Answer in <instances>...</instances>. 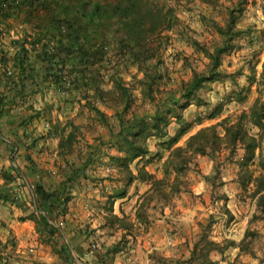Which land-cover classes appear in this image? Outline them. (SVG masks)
<instances>
[{"label":"trees","instance_id":"obj_1","mask_svg":"<svg viewBox=\"0 0 264 264\" xmlns=\"http://www.w3.org/2000/svg\"><path fill=\"white\" fill-rule=\"evenodd\" d=\"M161 2L162 0H0V120L11 119L7 123L14 136L27 139L26 143L32 138L29 132L31 124L42 118L47 120L48 130L32 140L27 149L37 147L40 140H58L57 155L61 162L57 166L63 177L61 186L53 191L48 190L43 180H40L35 187V195L38 210L43 209L45 213H40L39 217L35 214L29 215L38 221V229L43 235H48V240L52 241L60 232L59 227L52 222L57 219L54 214L59 216V213L66 211V205L71 200L68 188L82 174L86 176L88 167L96 162L97 149H92L91 156L86 158L77 147L82 131L80 125L73 118L64 121L57 114L54 117V112H61L62 108L55 107V102L46 100L44 110H38L30 100L27 104V98L41 93L44 96L52 85L64 93L76 91L79 96L84 94L82 96L86 99L85 106L94 113L97 120L111 129L112 142L118 148L119 153L111 157V162L120 171L118 182L125 185L110 197L105 225L115 231L121 229L125 235L111 246L102 241H94L90 251H93L95 257L89 262L95 264H109L113 256L131 249V240L140 235L143 229L148 230L153 223L156 217L154 204H172L179 194L188 189L186 186L189 183L183 175L201 156H209L214 160L217 175L214 178L207 176L206 180H213L212 184L216 185V182L221 183L218 154L227 152V159L231 160L238 156L240 149L244 150L243 159L237 161V182L243 191L240 196L244 201L252 199L251 202L256 203L250 223L264 220V100L261 96L248 110L200 128L188 136L185 145L177 146L195 124L204 123L202 119L197 123L188 121L185 111L192 105H207L208 101L201 94V90L228 76L221 69L223 57L237 48L238 40L244 38L250 29L239 25L240 17L250 2L237 0L226 8L227 11L221 12L217 9L220 0H204L205 4L213 7L215 13H220L225 19L221 24L215 17L203 18L205 23H211L215 27L221 39H217L213 46L198 39L193 40L196 50L209 60L207 69H194L192 77L183 81L179 90H171L169 96L162 95L164 93L160 87H156L157 82L163 78L159 74L162 63L152 67L146 65L159 55L161 48L171 39L170 36L164 37L162 32L170 31L181 21L175 6ZM11 20L26 26L25 33L6 43L4 37L10 35ZM108 46L112 48V53L106 50ZM11 47L15 50L14 54L10 51ZM107 64H113L118 69L132 64L138 66L144 76L140 79L135 74L134 77L139 78L138 84L143 86L142 94L156 104V111L151 116H141L135 110L131 112L136 102V87L135 84L128 86L120 75L113 77V89L106 90L102 87L105 79L102 77V70ZM250 80V85L233 93L228 100L245 102L255 83L258 89L264 87V61L260 77L258 78L254 68ZM176 94H179V98L175 99ZM160 95L162 96L159 97ZM98 102L116 106L115 120L120 127L118 132L115 131V120H111ZM225 105L224 102L217 105L209 119L222 116ZM23 108L26 109L24 112ZM172 120L178 124V129L169 140L160 143V146L170 151L164 164L165 177L157 178L148 171L146 165H140V162L136 165V173L132 164L138 159L144 160L150 156L148 142L151 138L165 139L170 135ZM1 128L0 125V145L4 141ZM253 128L257 129V133L252 131ZM13 144L11 145L15 150L19 145L16 141ZM29 161L32 166L35 165L31 155ZM256 171H260V174L256 175ZM172 175L173 181L169 178ZM4 179V184L0 185V203L12 200L8 190L16 177L5 171ZM137 179L151 182V188L141 196L137 219L133 221L129 216L120 217L114 214V202L126 197L130 185ZM225 198L226 201L229 199L227 195ZM226 212L233 220V213L227 208ZM212 225L213 220L208 225L202 224V231L194 241L190 259L167 258L156 252L151 257L158 264H217L218 261L214 259L216 253L224 254L227 245L211 239ZM257 237L258 231L249 227L238 244L240 252L254 254L253 245ZM63 240L65 237L60 236L54 241L56 246L59 245L58 253L61 254L64 264H76L71 244ZM232 244L235 243L231 242L230 245Z\"/></svg>","mask_w":264,"mask_h":264},{"label":"rangeland","instance_id":"obj_2","mask_svg":"<svg viewBox=\"0 0 264 264\" xmlns=\"http://www.w3.org/2000/svg\"><path fill=\"white\" fill-rule=\"evenodd\" d=\"M94 1L114 2L115 0ZM236 1L237 0H220V4L218 5L217 9L221 12L227 11L226 8L232 6ZM255 1L256 0H254V2ZM260 1H263L262 5L264 6V0ZM161 3H167L168 6H175L176 14L178 15L181 21L178 26L171 29L170 31L165 30L162 32V35H164V37L165 35L170 36L171 39L165 47L161 48V50L159 51V55L149 61L146 65H150L152 67L159 62L162 63L160 64L159 74L161 73L163 75V78L162 80H159L157 82L156 87H160L159 89L164 93L162 95L167 96L171 90H179L181 88V83L183 81H188L192 77L194 69H198L199 71H204L207 69L209 60L205 57L203 53L196 50L195 46L192 43L193 40L198 39L203 43L212 44L213 46L217 43V39H221L220 35L215 30V27H213L211 23H205L203 18L207 16L215 17L221 24L225 22V19L220 13H215L213 7L209 6L208 4H205L204 0H162ZM252 7L257 8L254 5H252ZM247 10L248 8L244 12V14L247 12ZM251 11L254 12H251L248 18H252L251 21L253 23H255L256 21H261L262 24H260L261 22L256 24L257 26H261L258 28H255V26L250 27L247 35L244 36L249 37L246 46H244V43H241L245 39L242 38L238 40L237 48L233 49L231 53L224 55L221 69L222 71H225L224 73L227 72L228 76L219 79L215 82H212L211 84H208L201 90V94L208 101L207 105H204L202 107L192 105L188 110L185 111V115L188 121H193L194 123H197L199 119H202L204 123L202 125L195 124V127L192 129V131L187 136H185L177 144V146L185 145L190 134L197 132L200 128L204 126L216 124L217 122L221 121L223 117H225L223 115H226L228 112H230L229 115H238L239 112L243 110H248L256 101L257 98L255 99V101H253V103L250 104L247 103V100L245 102L228 100V97L237 91L239 92L242 87H244L243 85L246 86L248 83H250L252 70L255 68L257 72L259 71L260 65L262 63V58L264 57V20H262V18L260 17L264 14L262 12V14L259 15L255 9ZM244 18L245 16L240 17L239 25H241V23L244 21ZM106 50L111 52L112 48L108 46ZM102 71V77H105L104 82H102V87L106 90H111L114 88L113 77L115 78L118 75H120V77L124 79L128 86L135 84L136 88L134 90V94L136 102L131 112L135 110L138 111L139 115L141 116H151L156 111V104L152 103L149 97H145L142 94L143 86L139 85L138 83L139 78L141 79L144 74L139 71L137 65L132 64L131 66H122L118 69L114 67L113 64H107L105 65V69ZM135 74L139 77L138 79L134 77ZM252 90L254 93L250 92L249 95L252 96L253 94L257 93L258 97L261 96L264 100V87H262L260 90L256 86ZM68 93L69 94H67V96L65 95L66 93H53L49 97V100L55 103H59V106L62 103L61 100H63L65 104L71 102L70 108L63 107L61 108V110L66 111V115L68 116H72L73 114L78 113L76 118L72 116V118L75 120V123L77 125H80L82 130L77 144L78 149L83 152L86 158L88 156H91V152H93L92 149H97L96 161H98L99 163H103L104 169L107 166L114 168L115 164L111 162V157L113 155H118L119 152L118 148L112 142L113 135L111 129L106 124L97 120L93 116L94 113H91L87 106H85L86 99L84 98V96H82L84 94L79 96L77 94H73L72 92ZM162 95H160L159 97H161ZM55 96L56 98L53 99V97ZM176 98H179V94L175 95V99ZM223 102L226 103V105L222 116L213 120L209 119V115L212 113L214 108ZM98 105L109 115V117H111L112 121L115 120V105H112L111 103L101 102H98ZM65 120L66 119L64 118V121ZM115 123L117 125L115 127V131L118 132L120 130V127L116 120ZM177 129L178 124L175 122V120H172V124L169 129L170 135L165 139L151 138L148 142L151 148L150 156L145 158L144 160H136L132 164V167L136 169L137 163L140 162V165H146V167L149 168L151 171H156V173L154 172L153 174L157 178L165 177L164 164L165 161L169 158L170 151H167L165 148L160 146V143L169 140L170 137L175 134ZM252 131L254 133H257L256 128H253ZM5 132H8V130H5ZM243 156V149H240L238 152V156L235 159L231 160L227 159V152L219 153L217 161H219L221 169L220 181L224 184L222 185L220 182H216V185H213V180L209 182H207L206 180L205 185H207V187L204 193L200 196H195V194H192L193 192L190 188H192V185L194 183V180H192L191 176L193 174L198 175L201 173V169L199 168L201 163L196 161L194 164H192L191 168L183 175L185 176V180L189 183L186 186L188 187V189H185L184 191V207L180 208V210L182 211L174 210L173 212H169L170 215H173L179 218L180 220L182 219V222H179L178 224H175L172 221L168 222L170 225H173V227L177 225V227L181 231V234L185 233V231H193V226L191 225L193 222L196 227L198 224V230L201 232L202 224L208 225L213 220L212 229L210 231L211 239H213L217 243H220L221 245H227V249L225 250L224 254L216 253L214 259L218 261L217 264L220 262L221 264H264V220L252 224L250 223L252 215L255 212L257 206L255 202V204L253 205V202H251L252 199H247L246 201L242 200L240 194H243V191L241 190V187L237 182V172L239 170L237 161L239 159H243ZM101 158H104V161ZM105 160L109 164H107ZM93 165L95 166V162L92 163L89 167ZM258 174H260V171H256V175ZM216 175L217 174L214 163V173L211 174V177L214 178L216 177ZM169 178L171 181H173L174 175ZM108 179L110 182L114 181V178L112 176H110ZM201 180L204 181L203 178ZM251 188L254 189V186L251 185ZM228 194L232 196V198L229 197ZM245 194L246 192L244 193V195ZM225 195H227L228 198L232 200L229 206V199L226 201ZM109 200L110 198L108 199L107 204H109ZM164 207L165 206L162 203L154 204L156 218L161 213ZM226 208L233 213V220H231L230 217L227 215ZM166 210L171 211L172 208L169 205H166L163 212ZM183 218L187 219L186 222H183ZM249 227H251V229L253 230L258 231V237L256 238L253 245V248L255 250L254 254L251 252L241 253L239 252L240 248L237 249L238 244L243 239L242 237L244 236L243 234L245 230ZM94 231L95 229L90 230V227H87L86 234H88L89 236H93V242H96L99 239L94 238ZM139 231H141V229ZM144 231L145 230L143 229L141 233L143 234ZM116 232L118 234V238H124L125 232L123 230L120 229ZM118 238L116 239V241L112 242L110 246L116 242H119ZM195 239L196 236L192 238L193 244L188 245V248L189 246H194ZM147 240L154 246L155 242L152 240V238H147ZM46 242L49 244L52 243V241L48 239ZM231 242H234L235 244L230 245ZM131 245L132 243L130 242L129 246ZM159 245L163 246L162 251L165 254L167 253V250H172L170 248H172L173 246L171 245L170 247H167V244H164L162 242ZM82 248L87 249V245ZM190 249L192 250V248ZM173 251L174 249L170 252L173 253ZM156 253H159V255L164 256L160 252V250ZM180 253L181 252H177V255L172 257H179L183 259L185 258L186 260H188L192 255L189 254V251L179 256ZM152 255L153 253L150 255V257ZM60 258H62V256ZM135 259H137V257ZM79 260H81L80 257ZM151 261V263L155 262L156 264H158L152 257ZM118 262H120V264H133L134 260L132 259V257L130 258L129 255H125L123 257V254L120 256L116 254L115 256H113V258L110 259L109 264H118ZM194 263L200 264L199 262Z\"/></svg>","mask_w":264,"mask_h":264},{"label":"crops","instance_id":"obj_3","mask_svg":"<svg viewBox=\"0 0 264 264\" xmlns=\"http://www.w3.org/2000/svg\"><path fill=\"white\" fill-rule=\"evenodd\" d=\"M253 3L254 0H252V2L250 0V4L247 7L248 10L245 14H243V16H245L244 21L241 23L243 28L254 26L255 28H258L261 26L256 25L261 21H256L253 23L251 21L252 18L250 19L248 17L250 16L251 12H254L251 11L254 9L259 15L262 14V12L264 14V6L262 5L263 1L256 0V4ZM252 5L256 6L257 8L252 7ZM260 17L262 20H264V15ZM260 24H262V22ZM24 28H26V26L21 25L20 22L11 20V27H9L10 35L4 37L6 43H9L10 39L18 38L22 33H25ZM244 38L246 41L243 40L244 42L242 41L241 43H244V46H246L249 37L247 36ZM10 51H12V54L15 53V50L12 47ZM263 61L264 57L262 58V63ZM262 63L260 65L259 71L257 72L258 78L260 77L262 71ZM248 85H250V83H248L246 86ZM256 86L257 84H254L252 89H254ZM57 91L58 90H56V87L52 85L50 90L46 91L44 96L41 93L34 97H28L27 104L30 100L31 104L34 105L35 108L38 110H44L46 105L45 101L49 100L51 94H58V92L65 94L64 92ZM252 92L253 90L251 93ZM72 93L77 94L76 91H73ZM67 94L69 93L66 92L65 95L67 96ZM43 97H45V100ZM55 98L56 96L53 97V99ZM256 98H258L257 93L253 94L252 96L249 95L247 103H253ZM61 101L62 103L60 106H62V108L71 107V102L65 104L63 100ZM55 107H59V103H56ZM25 110L26 109L23 108L22 112ZM58 111L59 110L54 112V117H56L57 114L61 117V119L72 118V116L76 118L78 115V113H76L72 116H68L66 115V111ZM229 114L230 112L223 116L226 117L229 116ZM9 120L11 119L4 118L3 120H0V125L2 126L1 130L4 138V141L0 145V185H3L5 182V171L11 172L16 177V180L12 185L9 186L10 189L8 190L12 200L6 202L2 201V203H0V264H64L63 259L60 258L61 254L57 251L59 250V245L56 246L54 243V241L60 238V236L65 237V240L63 241H68L71 244L72 253L76 259V264H95V262H89V260H93L95 255H93V251H90V247L94 246L92 245L93 236L86 234L87 227H90V230L95 229L94 238H98L100 241L105 242L107 246H110V244L116 241L118 238L117 232L107 227L105 225V221L108 215V199L113 194H115L117 190L123 188L125 185L123 182H118V178L120 177L119 169L114 166L110 173L105 172L103 163L96 161L95 166L93 165L94 167H88L86 176H83L84 174H82L80 179L71 184V187L68 188V194L71 196V200L66 205V211L59 213V216L54 214V218L57 217V219L52 220V222L59 227L60 232L56 234L55 238L52 240V243L49 244L46 242L48 235H43V233H41V231L38 229V221L30 218L29 215L35 214L37 217H39L40 213H45L43 209L38 210L36 200L37 197L35 195V187L40 180H43V183L48 190L53 191L61 186L63 177L59 173V168L57 166L58 163L61 162L57 155L58 140L48 139L47 142L40 140L38 141L37 147L33 148V146L32 148L27 149L32 140L34 141L35 138L41 136V133H45L48 130L49 123L45 118H42V120L39 122L36 121L34 124H31L29 132H31L32 138H29V142L26 143L27 139L17 138L14 136L10 129V125L7 123ZM5 130H8V132H5ZM13 141H16L19 145L18 147H15V150L12 146L14 145ZM24 142L26 144H24ZM29 155H31L35 161L34 166H32L29 161ZM101 159L104 161V158ZM56 161L58 162L56 163ZM198 162L201 163L199 167L201 169V173L198 175L193 174L191 176L192 180H194V183L190 189L193 192L192 194H195V196H200L204 193L207 187V185H205L206 177L211 176V174L214 173L215 163L209 156L199 157ZM147 169L152 174L154 172L156 173V171H151L149 168ZM135 171L137 173L136 169ZM110 176L114 178L113 182L109 181L108 178ZM202 178L204 181L201 180ZM33 186L35 187L33 188ZM150 188V182L140 181L138 179L135 180V182L130 185L128 195L124 198L115 200L114 214L120 217H124L126 215L131 217L133 221H136L137 211L141 203V196L145 194ZM184 195L185 194L183 191L172 204H169V206L172 208L171 211L166 210L163 212L164 208L166 207L165 206L158 215V219L156 217L154 218V221L148 230H145L143 234L141 233L140 235H137L136 238L131 240L132 245L130 250L121 251L117 255L120 256L123 254V257L125 255H129L130 258L132 257L134 260L133 264H156L155 262L151 263L152 261L150 255L153 252H157L159 250L167 258L177 255V252H181L179 256L188 251L189 254H191L192 250L190 248L193 247L189 246L188 248V245H192V238L194 236L197 238L200 233L198 230V224L196 227L193 222L191 224L193 226V231H188L189 233L185 231V233L181 234V231L177 225L173 227V225L168 223L170 221L175 224L182 222V219L180 220L179 218L170 215L169 212L180 210L181 207H184ZM228 196L232 198V196L229 194ZM231 201L232 200L229 198L228 206L230 205ZM254 204L255 203L253 202V205ZM186 220V218H183V222H186ZM247 229L243 234L244 236ZM244 236L242 238H244ZM147 238H152V240L155 242L154 246L148 242ZM118 240L120 241L121 237H119ZM161 242L164 244L166 243L167 247L173 245L172 248H170L172 250L174 249L173 253L170 252L172 250H167L166 254L163 253V246L159 245ZM85 245H87V249L82 248ZM239 248L240 247L237 246V249ZM79 257L81 260H79ZM136 257L137 259H135ZM118 264H120V262H118ZM218 264H221V262Z\"/></svg>","mask_w":264,"mask_h":264},{"label":"built area","instance_id":"obj_4","mask_svg":"<svg viewBox=\"0 0 264 264\" xmlns=\"http://www.w3.org/2000/svg\"><path fill=\"white\" fill-rule=\"evenodd\" d=\"M105 172H108V173H110L111 171H112V168L110 167V166H107L105 169ZM35 186H33V188H34Z\"/></svg>","mask_w":264,"mask_h":264}]
</instances>
